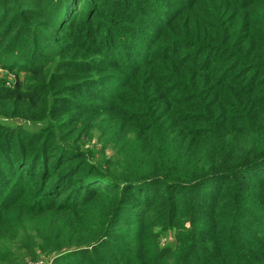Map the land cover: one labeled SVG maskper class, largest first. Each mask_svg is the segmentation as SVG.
Masks as SVG:
<instances>
[{
  "label": "trees",
  "instance_id": "16d2710c",
  "mask_svg": "<svg viewBox=\"0 0 264 264\" xmlns=\"http://www.w3.org/2000/svg\"><path fill=\"white\" fill-rule=\"evenodd\" d=\"M75 1L94 18L107 4L0 0L3 57L25 74L0 84L13 118L47 123L49 93L55 83L69 92L77 73L70 86L106 102L66 98L76 111L57 116L67 147L12 128L21 142L0 149V264H264V0H119L107 27L132 36L123 46L96 39L88 51L68 40ZM82 127L83 143L72 138ZM185 209L202 229L175 220ZM236 214L237 236V223L224 222Z\"/></svg>",
  "mask_w": 264,
  "mask_h": 264
},
{
  "label": "rangeland",
  "instance_id": "374dc122",
  "mask_svg": "<svg viewBox=\"0 0 264 264\" xmlns=\"http://www.w3.org/2000/svg\"><path fill=\"white\" fill-rule=\"evenodd\" d=\"M88 1H92V0H88ZM107 2V4L105 2L100 3L101 6V10L98 11V13L95 15V18L93 16L90 15V12L92 11V6H88L86 7L83 6L82 4H76V1L73 5V8L75 9V12L73 13L71 19H70V24L71 27H73V34L72 37H70L68 40L70 42V44H75L76 47H80L79 51H88L86 48H91L92 43L94 42V40L98 39L100 40L101 43H104L105 40L108 38H111L114 41L112 46H123L122 44L124 43L123 41L127 40V38L132 35H129V33L127 34L126 29H116L115 27H113V24H110V27L108 26V20L109 19V14H114V10L116 9V7H113V4H117L116 2H119V0H105ZM74 2V1H73ZM88 3V2H87ZM72 9V7H71ZM96 19H98L99 21H96ZM98 22H102V27H105V31L101 32V37L98 35V33H94V29L97 28L98 26ZM139 33V32H138ZM124 35H126V37H123ZM100 38V39H99ZM7 41V40H6ZM35 44L33 43V45L31 46V48H27L25 49V55H29V50L33 48ZM2 47H0V84H2L1 86L4 87H11L12 85H14V81L17 79H22L24 80V73H20V71L18 70V68L13 65L12 63L7 64V61H5L4 59V53L2 51ZM100 49L103 50V52H106L107 47L104 46V44L100 46ZM15 50V49H13ZM16 50H18V46L16 47ZM16 50L14 52H16ZM3 54V55H2ZM20 54V51H19ZM73 54V52H72ZM79 54H83L82 52H80ZM32 58V57H31ZM70 58V57H69ZM89 58V57H88ZM92 60V59H91ZM35 61V60H33ZM25 62V61H22ZM74 62V61H73ZM20 64V63H19ZM96 64V63H95ZM50 69H52V65L48 66ZM51 72V71H49ZM75 77H70L67 81V85L66 87H70V89H72V91L69 89V92L67 91H63L64 90V84L63 83H55L53 89H54V95L53 93H49V97L48 99H46L45 101V109L48 112L49 110L51 111V119H49V121L47 123H35V125H31L29 123H25L23 120H20L18 118H13L12 115H15V110L14 109H10V107L5 106L4 104L0 103V113H2L4 115H0V149L1 148H11L10 145L14 144V142H16L17 147H19L18 142L19 141V136H12V128L19 126V127H23L24 130H28L30 132H35V134L38 132L40 135H43V142L47 140L48 137H53L56 139H59V141L61 143V145L66 146L62 144L63 140H62V135L64 133L70 132V128L67 127L65 124V120H63V118L61 119L60 117H57L59 114H61L62 112H64L63 114L66 115L64 118L69 117L72 118L75 116L76 111H75V107L77 106H84V107H91L92 105L99 108L100 105L105 104L106 102L104 101V99H101L99 101V99L97 100H88L86 99L87 94L84 93L85 92V87L82 86L80 89L79 87H74V86H70L69 82L71 80H78L81 75H79V73L74 74ZM33 83H30L29 86H31ZM59 92V93H58ZM61 92V94H60ZM77 92V93H76ZM57 94L58 97L56 98ZM90 94V93H89ZM65 97V99L63 98ZM66 98H72L74 100L73 104L75 107L68 105L67 102L69 101V99ZM51 108V109H50ZM58 113V114H57ZM85 128L87 127H82L81 130L76 131L75 133L72 134V138L74 140H77V142H81L84 136V131ZM73 130V129H71ZM35 136V138L32 140H36V142H38L37 140H39V137ZM27 140L26 138L24 139V141ZM28 142V141H26ZM83 143V141H82ZM86 143V141H85ZM22 144V143H20ZM45 145V147L47 149H49V154H56L58 153V147L57 145H51L50 141L48 140L46 143H41V145ZM93 145V143H92ZM39 145L36 146H32L28 149V151H26V156L27 155H32L35 153H37L40 149H39ZM100 147V144L97 145V148ZM44 148V147H43ZM19 149V148H16ZM44 151H47L45 149H43ZM67 151V150H66ZM4 152L0 151V157H5ZM7 156V155H6ZM25 155H21V161L25 158L23 157ZM31 157V156H30ZM9 158H12V155H10ZM1 159V158H0ZM79 162V161H78ZM15 166L16 170L19 169V165H15V163H11L10 168ZM86 167V165H83L82 168ZM4 175V174H3ZM18 175V174H17ZM34 184V182H31L30 186ZM29 186V187H30ZM35 188H38V185L35 186ZM32 190V188H28L26 191H30ZM17 191H9V196H7V198H11L13 195L17 194ZM38 194V192H37ZM193 193L190 196H186V197H182L180 199H177L175 197L176 202H178L179 204L182 203H188V202H192L193 200ZM44 198L43 192L42 194H38V196L36 197V199L34 200V203L40 202L42 199ZM255 210V209H254ZM165 209L163 211H161V213H164ZM260 212H263L262 210ZM190 214H196V211H190L188 209H185V211L182 214H179V216L176 217V221L177 222H181L183 229L185 228H193L194 230L199 231L200 229H202L203 227L200 224H194L192 225V223H190L188 221V217L190 216ZM159 215V217H157ZM149 217H152V219H155L156 222L160 221V225L161 226H165L166 229V233L173 231L171 228V224L169 222H166L165 219V215H160V213H156V211H153V213L149 212L148 214ZM207 215H203L200 218H206ZM238 215H232L229 217H226V219H224V222H226V224H229L231 221H235L236 223L238 222ZM237 224H235V226H237ZM161 226H159V224L157 226H155V230H159L161 228ZM239 228H235V235L237 236V233L240 232L242 229L240 226H237ZM248 232V231H245ZM249 235V233H247ZM171 235V234H169ZM168 235V236H169ZM167 238V237H166ZM166 241L165 238H162V243H164ZM168 241H170V237H168ZM30 264V263H29ZM37 264H46L45 262H39Z\"/></svg>",
  "mask_w": 264,
  "mask_h": 264
}]
</instances>
